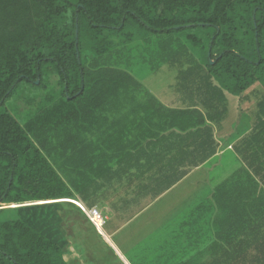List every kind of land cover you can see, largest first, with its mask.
Masks as SVG:
<instances>
[{
    "label": "trees",
    "instance_id": "trees-1",
    "mask_svg": "<svg viewBox=\"0 0 264 264\" xmlns=\"http://www.w3.org/2000/svg\"><path fill=\"white\" fill-rule=\"evenodd\" d=\"M140 65L176 70L169 101ZM221 142L241 166L175 264H264V0H0V264H69L36 207L8 206L103 202L124 224Z\"/></svg>",
    "mask_w": 264,
    "mask_h": 264
},
{
    "label": "rangeland",
    "instance_id": "rangeland-1",
    "mask_svg": "<svg viewBox=\"0 0 264 264\" xmlns=\"http://www.w3.org/2000/svg\"><path fill=\"white\" fill-rule=\"evenodd\" d=\"M175 75L176 70L169 68L167 65H163L157 72L151 71L148 65H140L136 69V76L162 101H169L170 96L174 95L170 85L173 83ZM12 100L14 98L11 99V102ZM230 101L231 116L225 122L226 131L232 129L231 126L234 121L236 124L237 122L239 123V119L242 120L237 109L239 107L238 101L232 97ZM252 102L255 104L256 100L253 99ZM16 104L19 106L18 102ZM245 106H248L245 116L252 121L255 119L252 111L255 113L256 106L246 103L241 107ZM234 133L236 134L232 135V137H236V130ZM227 145V143H224L226 149ZM240 166L241 160L235 155V152L227 149L223 155L203 165L200 169L193 170L190 175H187L182 181L153 202L147 211L141 213L137 219L124 227V233L118 234V240L126 239V245L133 248L132 250L137 253L135 255L143 256V264H169L164 257L168 254L166 251L170 249V246L186 242L188 244L190 242L191 246H193L195 245V238L197 240L199 237L201 241L202 237L198 234V229L196 230L199 226V221L198 223L194 222L195 217H197L196 207L205 202L211 196L215 186L228 178ZM63 201L68 200L65 199ZM63 201L60 202L62 205H58L56 208V205L50 204L49 209L53 212L48 213L43 212L47 202L41 204L29 202L18 204V206L34 203L32 205L36 208L33 210L40 211L43 217L38 215V219L34 218L32 222L36 226H33L57 242L61 243L62 239L65 238V240L70 239L71 243L77 247L93 248L100 245V240L96 239L95 230L97 231V229L95 226L93 225L92 227L87 224L85 218L81 217V214L76 212V209L72 206L68 207L67 205L68 208H66ZM50 202L54 201L50 200ZM10 207L14 206H8L7 208ZM44 215L46 218H44ZM199 220L204 223L202 219ZM104 229L106 228L104 227ZM77 232H79V238L77 237ZM191 249L193 250V248ZM140 250L141 253L139 252ZM89 255L91 256V254ZM152 256L155 260H151ZM182 258H179V260Z\"/></svg>",
    "mask_w": 264,
    "mask_h": 264
},
{
    "label": "crops",
    "instance_id": "crops-1",
    "mask_svg": "<svg viewBox=\"0 0 264 264\" xmlns=\"http://www.w3.org/2000/svg\"><path fill=\"white\" fill-rule=\"evenodd\" d=\"M232 143H227L228 144L227 149H231ZM223 147H224V142L223 143L221 142V147L219 149L217 156L210 159L207 163L223 155L225 151L227 150L226 147L224 148ZM200 168H197L195 170H198ZM73 201L78 206L81 205L83 207H86L80 201H75V200ZM44 202H50V201H35L34 203L41 204ZM34 203H31V204H34ZM98 204H99L98 208L106 216V220H105L103 227L100 230H97V231L95 230L96 239L100 240L99 241L100 245L94 246L93 248L82 247V246L77 247L76 245H73V243H71L70 239L65 240V238H63L61 243L60 242L58 243H60L61 246L64 248L63 256L65 260L69 264H97V263L99 264H143V256H136L135 254L137 253L132 250L133 248H130L126 245V239L118 240L117 237L119 233H122V232L124 233V227H126L128 224H130L135 219H137V217L141 213H143L144 211H147V209H149L151 204L147 206L140 214H138L137 216H135L134 218H132L131 220H129L127 223H124V224L121 223L122 218L120 214L114 213L110 209L107 203L102 202ZM25 205H29V204H25ZM13 206L17 207L18 204H15ZM85 220L87 224L93 227V224L90 221H88L86 218ZM104 227L106 229H104ZM77 237L79 238V232H77ZM76 243L78 242L76 241ZM181 249L182 248L178 249L174 246H170V249L166 251V253L168 254H166L164 257L165 261L166 262L168 261L169 264L177 263L175 261H178V257H179L178 253L183 252V249L182 250ZM139 252L141 253V250ZM174 253L178 254V256L173 255ZM89 254H91V256ZM152 260H155L154 257L152 258Z\"/></svg>",
    "mask_w": 264,
    "mask_h": 264
},
{
    "label": "built area",
    "instance_id": "built-area-1",
    "mask_svg": "<svg viewBox=\"0 0 264 264\" xmlns=\"http://www.w3.org/2000/svg\"><path fill=\"white\" fill-rule=\"evenodd\" d=\"M82 211L85 213L87 218L97 227H101L104 225L106 216L103 214V212L97 207H83L81 206Z\"/></svg>",
    "mask_w": 264,
    "mask_h": 264
},
{
    "label": "clouds",
    "instance_id": "clouds-1",
    "mask_svg": "<svg viewBox=\"0 0 264 264\" xmlns=\"http://www.w3.org/2000/svg\"><path fill=\"white\" fill-rule=\"evenodd\" d=\"M104 214V213H103ZM89 220V219H88ZM90 221V220H89ZM91 222V221H90ZM92 223V222H91ZM93 224V223H92ZM94 225V224H93ZM95 226V225H94ZM103 227V225L101 226V227H99V228H97L96 226H95V228L97 229V230H100L101 228Z\"/></svg>",
    "mask_w": 264,
    "mask_h": 264
},
{
    "label": "water",
    "instance_id": "water-1",
    "mask_svg": "<svg viewBox=\"0 0 264 264\" xmlns=\"http://www.w3.org/2000/svg\"><path fill=\"white\" fill-rule=\"evenodd\" d=\"M76 37L78 38V27L76 29ZM37 82H39V79L37 80Z\"/></svg>",
    "mask_w": 264,
    "mask_h": 264
}]
</instances>
